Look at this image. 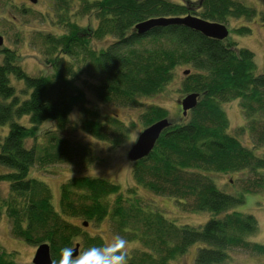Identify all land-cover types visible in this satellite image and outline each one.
Returning <instances> with one entry per match:
<instances>
[{
  "label": "trees",
  "instance_id": "16d2710c",
  "mask_svg": "<svg viewBox=\"0 0 264 264\" xmlns=\"http://www.w3.org/2000/svg\"><path fill=\"white\" fill-rule=\"evenodd\" d=\"M54 1L56 24L65 31L44 36L45 63L51 73L29 75L9 48L0 61V125H9L0 142V166L10 169L0 172V182L9 184L8 196L0 199V216H7L12 234L30 245L48 244L54 264H59L65 247L78 245V257L92 246H103L102 236L91 235L84 223L104 220L115 236L138 242L139 248L125 253L128 264H169L198 242L204 246L197 250L195 264H226L232 248L264 253V245L248 240L257 232L255 217L229 210L243 201V195L218 189L210 175L264 170V153L258 156L254 151L264 147V73H256L248 48L173 21L193 15L225 24L231 18L249 20L255 9L240 0H82L79 15L96 20L87 28L70 20V0ZM151 20L161 24L139 33L136 26ZM234 31L248 34L250 28ZM100 40L109 43L94 48L92 42ZM179 65L191 67L182 92L197 93L196 105L175 118L160 106H145L139 117L142 130L161 119L170 124L146 157L129 160L135 189L126 192L131 196L125 198L119 185L107 179L74 176L61 183L59 211L55 210L49 186L30 176L41 155L36 143L27 146L26 140L37 138L45 121L54 123L50 132L65 130L69 114L77 108L82 131L107 143L110 153L126 141L128 129L114 115L101 116L86 93L104 104L140 108L142 98L164 90ZM10 77L23 82L21 93ZM232 100H238L244 118L235 132L247 133L252 149L229 133L221 104ZM23 116L29 126L18 121ZM49 139L54 143L51 151L45 149V161L92 157L88 144L57 139L53 133ZM137 187L169 196L185 211H205L211 217L198 226L177 225L160 212L144 211ZM68 218L84 220L76 224ZM6 255L10 254L0 251V264H15Z\"/></svg>",
  "mask_w": 264,
  "mask_h": 264
},
{
  "label": "rangeland",
  "instance_id": "374dc122",
  "mask_svg": "<svg viewBox=\"0 0 264 264\" xmlns=\"http://www.w3.org/2000/svg\"><path fill=\"white\" fill-rule=\"evenodd\" d=\"M82 0H70L67 13L70 20L75 21L80 26H95L96 20L91 15H79L81 12L80 3ZM181 3L182 0H170ZM245 5L252 7L256 15L247 20L244 17L231 18L225 25L228 28V39L237 43V47H245L254 54L256 73H264V0H240ZM57 3L54 0H37L35 3L30 0H0V35L2 44L0 45V61L5 48L14 50L19 55V64L29 75H46L51 73V68L45 63L44 36L47 34H61L65 31L64 27L56 24L58 19L56 13ZM51 18V19H50ZM50 19V20H49ZM247 26L250 28L248 34H241L234 31L235 28ZM109 42L93 41L94 48H101ZM191 73L188 65H179L173 70L171 81L164 87V90L156 95L141 99L143 106L128 108L111 104H104L97 100L89 91L86 93L90 104L98 108L101 116L114 115L119 118L127 127L128 137L124 143L119 145L112 152H108L107 143L97 140L84 133L77 124L79 111L73 108L69 114V124L63 131H54V123L45 121L37 132V138L27 139L26 145L31 146L36 143L38 153L41 155L30 171V176L37 178L47 184L51 190V204L55 210L59 211L60 185L68 178L74 176L100 177L112 181L119 185L125 198L131 196L126 190L134 187L131 176V163L127 159V151L135 142L138 134L142 130L139 121L140 114L145 106H160L168 111L169 117L175 118L182 114V110L177 104V100L186 94L182 92L183 82L187 74ZM15 89L21 93L22 81H17L10 77ZM78 84L80 81H77ZM229 120V133L237 137L240 143L250 149L253 148L251 138L247 133L236 134L235 129L244 123L242 112L238 105V100H232L221 104ZM21 124L29 126L28 117L23 116L18 120ZM9 125H0V142L8 133ZM53 133L57 139L63 137L71 141H79L88 144L92 150L90 160L74 159L73 161H45L44 151H51V144L54 143L49 137ZM255 154L260 156L264 153L263 148L254 149ZM10 169L0 166V172ZM211 178L217 188L225 193L240 196L243 201L235 204L230 211H237L250 214L257 221V232L248 237L253 243L264 245V170L258 173L249 171L231 173H210ZM243 192H245L243 194ZM9 194V184L0 182V199L6 198ZM136 197L140 201V206L144 211L160 212L166 219L175 222L177 225L198 226L205 223L210 217V213L205 211L188 212L180 208L175 200L169 196L156 195L142 187H137ZM147 215V214H146ZM223 214L219 215L222 216ZM70 222L81 224L82 218H68ZM86 230L91 235H101L103 246L109 244L115 237L112 226L108 220L99 224H87ZM80 241V240H79ZM81 243V241H80ZM82 245V244H80ZM202 242L191 245L184 254L177 256L169 264H195L196 252L203 247ZM138 242H127L125 253L139 248ZM37 245H30L21 238H16L11 231V224L7 216L3 213L0 216V251L8 253L7 259L12 256L15 264H32L33 255ZM73 248V247H71ZM82 247L79 248V253ZM231 256L230 262L226 264H264V253L250 252L242 248H232L228 252Z\"/></svg>",
  "mask_w": 264,
  "mask_h": 264
},
{
  "label": "water",
  "instance_id": "95a60500",
  "mask_svg": "<svg viewBox=\"0 0 264 264\" xmlns=\"http://www.w3.org/2000/svg\"><path fill=\"white\" fill-rule=\"evenodd\" d=\"M35 3L37 0H30ZM174 22H178L185 25L195 31L200 32L202 35L214 38L217 40H224L228 37L229 31L225 24L219 22H213L205 20L193 15H187L183 18L174 19ZM161 24L160 21H146L136 26L139 33L145 32L152 26ZM2 44V37L0 35V45ZM189 71L185 70L184 74H188ZM197 93H189L183 98L177 100V104L180 105L182 115H186V112L195 107L197 102ZM170 122L167 119H161L154 122L150 126L143 129L137 136L135 142L129 147L127 151V158L130 161H137L146 157L152 150L156 140L161 132L168 127ZM84 225H87L84 223ZM78 245L74 250V257L78 254ZM32 264H54L50 257L49 245L46 243L39 244L33 255Z\"/></svg>",
  "mask_w": 264,
  "mask_h": 264
},
{
  "label": "clouds",
  "instance_id": "9594fccd",
  "mask_svg": "<svg viewBox=\"0 0 264 264\" xmlns=\"http://www.w3.org/2000/svg\"><path fill=\"white\" fill-rule=\"evenodd\" d=\"M127 247V241L115 236L105 246H92L78 257H74L71 247L62 249V258L59 264H128V259L123 251Z\"/></svg>",
  "mask_w": 264,
  "mask_h": 264
},
{
  "label": "flooded vegetation",
  "instance_id": "af4514ba",
  "mask_svg": "<svg viewBox=\"0 0 264 264\" xmlns=\"http://www.w3.org/2000/svg\"><path fill=\"white\" fill-rule=\"evenodd\" d=\"M179 105V104H178ZM179 107H180V105H179Z\"/></svg>",
  "mask_w": 264,
  "mask_h": 264
}]
</instances>
